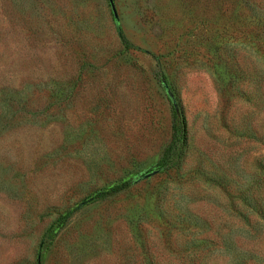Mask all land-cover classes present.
I'll list each match as a JSON object with an SVG mask.
<instances>
[{
  "label": "rangeland",
  "instance_id": "obj_1",
  "mask_svg": "<svg viewBox=\"0 0 264 264\" xmlns=\"http://www.w3.org/2000/svg\"><path fill=\"white\" fill-rule=\"evenodd\" d=\"M113 4L142 50L109 0H0V264H264V0ZM153 54L181 153L80 204L168 142Z\"/></svg>",
  "mask_w": 264,
  "mask_h": 264
},
{
  "label": "trees",
  "instance_id": "obj_2",
  "mask_svg": "<svg viewBox=\"0 0 264 264\" xmlns=\"http://www.w3.org/2000/svg\"><path fill=\"white\" fill-rule=\"evenodd\" d=\"M110 3V2H109ZM111 6V4H110ZM115 9V8H114ZM116 12V11H115ZM111 13L113 17L114 24L116 26V31L118 38L122 44V46L125 49H137L142 50L137 45L133 44L126 34L124 33L120 23L118 16L114 15L113 9L111 7ZM153 58L156 61V69H155V77L159 81L160 85L166 90V92L169 90L168 83L166 80V76L161 68L160 61L158 56L153 54ZM170 91V90H169ZM171 92V91H170ZM172 94V93H171ZM168 98L172 103V113H171V119H170V134L169 139L166 145L163 147V149L160 152V155L158 157V160L148 169L145 171H141L137 174L122 178L116 182H113L103 188H100L99 190L95 191L92 195L87 197L85 200L81 201V203H85L87 201H93V200H102L109 196L115 195L123 190L128 189L133 184H135L140 177H148L146 176L148 173H156L164 169L165 165L170 163L175 157L179 156L182 150L183 141L185 139V119L180 111V108L178 107L177 102H175V105L172 102V99L169 97V94L167 92ZM174 98V97H173ZM152 175V174H151ZM76 208V207H74ZM73 209L65 213L64 215L60 216L59 218V227H62L66 221L68 220L69 216L71 215Z\"/></svg>",
  "mask_w": 264,
  "mask_h": 264
},
{
  "label": "water",
  "instance_id": "obj_3",
  "mask_svg": "<svg viewBox=\"0 0 264 264\" xmlns=\"http://www.w3.org/2000/svg\"><path fill=\"white\" fill-rule=\"evenodd\" d=\"M109 2H110L111 7L113 9L114 15L116 16L117 14H116L115 9H114L113 0H109ZM167 92L169 94V97L172 99L173 104L175 105V99L173 98V95L171 94V92L169 90ZM151 174H153V173H148L146 176H150Z\"/></svg>",
  "mask_w": 264,
  "mask_h": 264
}]
</instances>
